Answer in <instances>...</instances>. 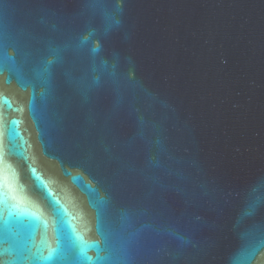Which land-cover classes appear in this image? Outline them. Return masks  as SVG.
Returning a JSON list of instances; mask_svg holds the SVG:
<instances>
[{"label":"water","instance_id":"obj_1","mask_svg":"<svg viewBox=\"0 0 264 264\" xmlns=\"http://www.w3.org/2000/svg\"><path fill=\"white\" fill-rule=\"evenodd\" d=\"M0 253L264 264V0H0Z\"/></svg>","mask_w":264,"mask_h":264},{"label":"snow or ice","instance_id":"obj_2","mask_svg":"<svg viewBox=\"0 0 264 264\" xmlns=\"http://www.w3.org/2000/svg\"><path fill=\"white\" fill-rule=\"evenodd\" d=\"M50 259H51V256L44 258L45 261L50 260ZM0 264H14V262L0 261ZM111 264H127V262L114 261V262H111Z\"/></svg>","mask_w":264,"mask_h":264}]
</instances>
